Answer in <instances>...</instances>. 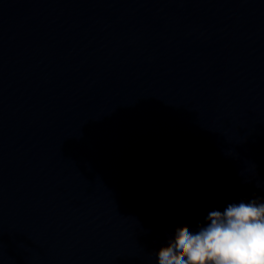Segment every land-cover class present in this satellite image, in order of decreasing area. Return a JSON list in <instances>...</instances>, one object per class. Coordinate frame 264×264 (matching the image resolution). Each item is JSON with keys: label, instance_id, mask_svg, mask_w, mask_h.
<instances>
[{"label": "water", "instance_id": "water-1", "mask_svg": "<svg viewBox=\"0 0 264 264\" xmlns=\"http://www.w3.org/2000/svg\"><path fill=\"white\" fill-rule=\"evenodd\" d=\"M264 198V0H0V264H156Z\"/></svg>", "mask_w": 264, "mask_h": 264}, {"label": "clouds", "instance_id": "clouds-1", "mask_svg": "<svg viewBox=\"0 0 264 264\" xmlns=\"http://www.w3.org/2000/svg\"><path fill=\"white\" fill-rule=\"evenodd\" d=\"M155 257L156 264H264V198L212 210L194 231L176 227Z\"/></svg>", "mask_w": 264, "mask_h": 264}]
</instances>
